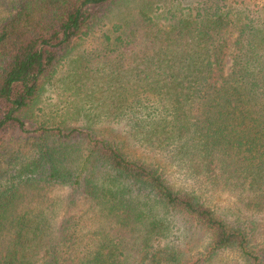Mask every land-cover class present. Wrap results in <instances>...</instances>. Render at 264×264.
<instances>
[{"label": "trees", "instance_id": "trees-1", "mask_svg": "<svg viewBox=\"0 0 264 264\" xmlns=\"http://www.w3.org/2000/svg\"><path fill=\"white\" fill-rule=\"evenodd\" d=\"M228 1L0 0V264H264V20Z\"/></svg>", "mask_w": 264, "mask_h": 264}, {"label": "rangeland", "instance_id": "rangeland-1", "mask_svg": "<svg viewBox=\"0 0 264 264\" xmlns=\"http://www.w3.org/2000/svg\"><path fill=\"white\" fill-rule=\"evenodd\" d=\"M232 2V1H228ZM186 4V3H185ZM124 5V6H123ZM123 5H120L118 8H115L114 12L112 13V22L118 21L117 13L121 11H125L126 13L129 12L133 7V3H124ZM231 8L236 13H239V15L243 14H250L253 15V17L262 16L264 20V0H234L231 3ZM262 20V21H263ZM108 28V25H104L103 29ZM230 32V31H229ZM100 34V33H98ZM140 28H138L137 36L135 37V42L139 41L140 38ZM232 34L235 35L236 32L232 31ZM133 44V43H132ZM130 44L126 47V49L130 48L132 46ZM48 93L45 91L44 95L41 98L40 106H43L47 101ZM104 133L107 137L111 139H115L118 142H121L124 145V149L127 151H131V154L134 152V148L131 145V142L129 141V130L128 127L125 125V123H105L103 125ZM29 131L32 130L31 127H28ZM128 146V148H126ZM43 196L41 195L38 199L41 203H45L46 200H55L57 203L56 208V215L54 217V221H59L60 215H61V208L60 204L64 201L68 194V188L66 186H50L46 190H42ZM28 199L30 200L31 197L29 196ZM200 239V240H199ZM207 240V236L205 233H198L197 237H195V240L192 244H189L186 246L183 251V257L187 258L190 255H194V257H197V253L199 250L203 247V244ZM201 241V243H200ZM197 252V253H196ZM207 264H244V262L240 259V257L231 251H223L216 254L211 261L206 262Z\"/></svg>", "mask_w": 264, "mask_h": 264}]
</instances>
